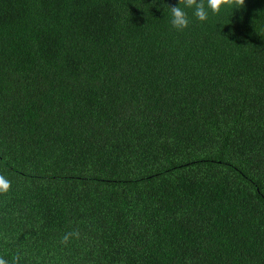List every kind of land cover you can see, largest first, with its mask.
Wrapping results in <instances>:
<instances>
[{"label": "trees", "instance_id": "obj_1", "mask_svg": "<svg viewBox=\"0 0 264 264\" xmlns=\"http://www.w3.org/2000/svg\"><path fill=\"white\" fill-rule=\"evenodd\" d=\"M166 3L0 0L7 264H264V0Z\"/></svg>", "mask_w": 264, "mask_h": 264}, {"label": "clouds", "instance_id": "obj_2", "mask_svg": "<svg viewBox=\"0 0 264 264\" xmlns=\"http://www.w3.org/2000/svg\"><path fill=\"white\" fill-rule=\"evenodd\" d=\"M244 4L245 0H179L177 6L167 4V16L173 29L183 31L189 27L193 18L207 22L210 14L219 17L224 10L239 9ZM11 186L7 176L0 173V193H7ZM79 238V231H70L63 234L60 242L67 245L70 240ZM19 255L18 253L16 259H19ZM0 264H7V261L0 257Z\"/></svg>", "mask_w": 264, "mask_h": 264}]
</instances>
